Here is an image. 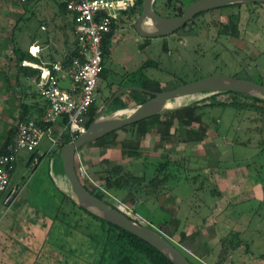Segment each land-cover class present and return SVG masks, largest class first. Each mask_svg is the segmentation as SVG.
Wrapping results in <instances>:
<instances>
[{"label":"rangeland","instance_id":"374dc122","mask_svg":"<svg viewBox=\"0 0 264 264\" xmlns=\"http://www.w3.org/2000/svg\"><path fill=\"white\" fill-rule=\"evenodd\" d=\"M43 1L48 5H55L60 2V0ZM193 1L183 0L184 8ZM33 5L34 0H27L23 4L17 3L15 11L18 10V13H15V11H0L2 19H0V34L8 39L6 47L1 51L4 59H2V62L4 61L7 65V72H9L8 69H13L8 67L12 64V61H10L12 53L8 51L11 49L9 39L18 19L17 14H20L25 8L30 11L26 14L29 20L26 28L15 34L19 46H23L24 38L27 37L29 30L34 28L36 22L41 19L40 5H36L34 8ZM136 9L134 19L129 20L128 25L127 23L119 25L111 43L110 56L106 64L108 68L106 78L104 81L99 82L100 90L95 95L96 104L99 107L98 111L103 106V99L110 96L118 85L124 88L137 86L141 77L152 80L155 82V86L157 85L163 90L175 87L174 84L187 83L208 76L236 77L264 85L263 3H259V5L256 3L241 4L239 8H226L221 11L210 10L199 16L194 21V25H188L184 29H180L164 38H147V40L139 36L133 28L135 20L140 15L139 10L141 7L136 6ZM231 13L239 14L237 33L236 36L225 37L223 34H219L218 29L222 28V23L226 22L227 16ZM4 15L9 16V19L5 20ZM144 62L148 63L145 67H141ZM11 74L9 76H12ZM10 84L11 89L16 88V86H13L15 85L13 82ZM61 86H67V81H63ZM204 97L206 96L181 99L173 103L169 109L178 108L198 100L199 104L204 105L220 104L200 108L203 121L208 123V129L203 134L202 140L196 141L195 138L192 141L191 139L184 145L180 144V141L177 143L174 139L175 143H169L161 140L159 134L155 133L153 129L139 142L138 152L141 158L145 157V159H132L130 156H123L119 149H115L109 157V164L126 163L128 170L133 175H142L148 180L156 173V165L159 161L157 158H162L161 155L167 154L172 161H180V166H177L175 170L169 168L170 170L167 169L163 173L168 179V181L166 179L167 182L164 185L171 186V189L170 192H167L168 195L165 193V196L159 198L157 202L162 206L167 205V198L171 196L174 204L180 209L186 206L187 213L180 212L179 216H183L182 219L187 218V222H192L196 226L206 217V222L211 223L215 220L221 222L224 220V216H228L230 218L228 219L230 232L228 231V234L225 235L226 245H237L239 248H245L246 245H249L252 248L251 252H253L255 246L261 245L262 247L260 241L264 242V219H262L264 206L258 204L256 199H246L244 202H240L237 195L235 198V195L229 192L231 191L230 187L235 184L238 185L237 190L242 192L247 190L245 196H248L251 185L256 184L260 179H264V139L262 135L257 134L258 127H260L258 111L264 110V107L253 110L249 107L241 109L229 106L234 102L241 103L243 101L245 105L254 104L251 100H243L234 94L207 96L210 98L200 103V100ZM143 98H146V96H143ZM12 106L13 102L11 100L9 107L12 108ZM14 122L15 119L8 123V126H13ZM175 126L179 128L177 123ZM56 132L53 127L49 132V136H55ZM122 135L123 133L119 132L116 140L120 141ZM54 147L49 142L48 135L45 134L39 142V148L44 153L41 160L34 168L28 167L27 169L23 161L19 159L14 172L16 178L12 181L21 183V190L26 192L24 195L27 206L31 205L36 209L43 206L46 212L49 213H46L47 215L51 217L57 215L58 217L59 214L58 219L61 218L64 223L77 226L80 233L98 234L99 229L96 226V221L86 217L78 209H72L67 202L63 203L58 214L55 211L56 202L53 203V196H55L53 194H56L57 191L52 186L50 179L54 177L58 180L59 174L63 176V173L60 170L58 157L54 154V156L51 155L53 150L49 152ZM93 153L94 151L88 153L85 149L78 154L80 159L77 156L75 157V169L78 177L88 180L93 185H98L101 183L98 174L95 172L99 167L97 166L99 157L96 156V152ZM21 154L27 155V152L23 151ZM86 159L89 160V166L92 164L94 167L89 168L86 166ZM80 164L83 165L86 173L82 174L80 172ZM216 167L221 173L217 172L213 175V179L209 178L205 169ZM170 173L171 177H169ZM231 181L233 182L231 183ZM59 187H63L66 192L65 186L61 187L59 185ZM213 191L221 195L222 201L227 200V194H230L229 197L232 199L227 210L221 215L222 217L217 218L215 214L211 216L204 209L210 208V205L213 204L212 201L215 199L211 194ZM47 196L51 199L50 203L46 199ZM202 197L207 201L204 204L200 199ZM55 199L58 201L59 197ZM115 204V206L119 205L117 202ZM126 207L125 210L128 215L141 224L151 225L159 230L163 229L161 225H163L162 215L164 213L153 211L151 202L137 199L136 204ZM38 220L41 223L42 217L39 216ZM225 228L226 225L223 229ZM162 229L160 231L163 233ZM206 231H213V228L206 229ZM51 238L53 243L56 235L52 234ZM171 238L176 241L178 236L172 235ZM16 240L18 242L15 241L14 247L0 251V255L4 257V254H11L10 262L14 263H18L15 259L16 255H22L25 260L21 261V264H29L32 253L25 252V248L28 249L30 245L28 243L23 244L26 239L18 238ZM71 241H73V238L69 236L68 247L72 245ZM45 248L43 247V250ZM184 252L193 263L204 264L203 260L194 256L191 252L185 249ZM234 253L232 252V258L235 264L237 261ZM90 254H92L91 251ZM227 260L226 258L225 261ZM40 261L38 264H41ZM0 264L4 263L0 261Z\"/></svg>","mask_w":264,"mask_h":264},{"label":"trees","instance_id":"16d2710c","mask_svg":"<svg viewBox=\"0 0 264 264\" xmlns=\"http://www.w3.org/2000/svg\"><path fill=\"white\" fill-rule=\"evenodd\" d=\"M141 3L142 0H139L138 6L141 7ZM256 4L259 5V3ZM240 5L241 4L231 5L216 10L221 11L226 8H239ZM59 6L65 10L64 3H60ZM152 8L160 16L173 17L178 16L182 13L184 9V4L183 0H154ZM140 12L141 9L139 10V13ZM134 13H136L135 10H131L128 14V17L131 18V15ZM204 13L206 12L196 15L193 19L189 20L181 29H184L188 25H194V21ZM238 21V13L229 14L227 16L226 22L222 23V28L220 27L221 29H218V31L220 32L219 34H223L225 37L236 36ZM15 30L16 24L14 25L11 31L9 39L11 44L10 51L12 53L11 60L14 63L15 67V84H21L20 80L28 79L31 76L37 77L39 71L23 64L27 59L33 60V58L28 53L22 51L20 48L17 47L14 40ZM112 35V33L107 35V37L102 43V71L99 75L96 85L97 93L100 90L99 82L105 80L106 73L108 71L106 64L110 56ZM145 39L147 40V38ZM7 41L8 39H6L5 43L0 41V51L6 47ZM75 56L76 45L74 44V48L71 49L68 54L62 59V64L64 66L68 65L69 62ZM147 63L148 62H144L141 67H145ZM1 77L4 78L5 74L0 72V79ZM4 81H8L7 78H5ZM184 83L185 82H181L179 84L174 85L178 86ZM6 86V89L8 91L10 87H8V85ZM150 86H152V88H150ZM134 87L142 88L151 92H160L163 90L159 86H155V82L145 77H141L139 84ZM121 88L124 87L118 85L116 89L112 91L110 96L105 97L103 99V105L116 91L120 90ZM32 94L33 96L37 95V93L34 92ZM220 94H234L241 97L243 100L249 99L254 103L251 105H245L244 101L241 103L234 102V104L229 106H234L241 109L249 107L253 110L255 108L259 109L264 107L263 100L236 92H221L216 94L200 93L198 95H195L194 97L206 96L204 97V99L200 100V103H203L210 97ZM143 96H146V98L142 99ZM149 97L150 95L145 94L144 92H140L138 90L125 91L111 103L108 112L136 105L138 103L143 102ZM202 105L204 104H199V100L194 101L192 103H187L181 107L167 110L160 114L151 116L147 119L140 120L130 125H127L115 132L105 135L97 141L89 143L93 144L98 148L97 155L100 159L97 163V166L99 167L95 173L98 174V179L101 184L93 185L88 182V180L79 177L80 181L92 195L104 201L110 206H115L116 202H119L125 206H132L137 203V199H141L143 201L155 200L160 195L169 192L171 186L164 185V183H166L168 179L165 174L163 175V173L169 168H173V170H175L177 166H180V161H172L171 159H169V156L167 154L161 155L163 156L162 158H157V160L159 159V161L156 165V173L150 179L147 180L142 175H133L128 170L126 163H116L112 165L109 164L108 158L104 155L110 149H119L123 156H130L132 157V159L140 158L141 156L138 152L139 142L142 138H144V136L148 132H151L153 129L155 130V133L159 134L161 140L169 143H175L174 139H176L175 141L177 143L180 141V143L182 144H187L191 139L193 141L195 138L196 141L202 140L204 137L203 134H205L208 129V123H205L203 121V116L201 112L202 110H200V108L220 104H209L204 106ZM20 107L22 109V112H19L17 118L15 119L14 125L8 126L3 133H0V155H3L5 153L6 145L11 142L15 133V123L17 121L33 120L37 126L43 129L52 128L54 126V123H44L41 119L47 109V105L44 102H41V104L37 103L34 111L27 110V106L24 104H20ZM98 109L99 107L97 106L95 100V102L89 108L88 113L85 117L86 128L89 123L93 120V118L97 115ZM259 111L258 120H263L264 123V110L262 109ZM60 123L61 126H64L65 122L60 121ZM176 123L179 125V128L175 126ZM119 132L123 133V137L120 141H117L116 137ZM189 134L190 136L188 137ZM75 139L76 137L72 138L69 136L68 131H63L61 133V136L58 137L55 147L50 149L49 152L53 150L51 152V155H57L63 145L71 143ZM42 156L36 155V152L30 153V157L27 163H29L34 157H37L39 162ZM58 160L60 162L59 158ZM85 161H87L86 166H88L89 168L94 167V165L92 164L89 166V161L87 159ZM59 166H61V164ZM60 170L62 172V169ZM169 177H171V173ZM51 184L57 191V193L55 192L57 195L53 194L55 195L53 196V203L56 202L55 211L57 212V214L62 209L63 203L67 202L72 209H78V211L84 213L86 217L96 221V226L99 229L98 234H83L82 232L81 234L80 231L77 229V226L70 225L69 223H64L61 218L58 219L59 214L58 217L57 215L51 217L50 215H47L48 213L46 214V212H42L40 210L43 215L50 219L51 224L49 225V228L52 231V234L56 235L58 233V235L56 236V244L53 245V243L50 242L51 264H172L167 258H165L155 248L147 244L142 239L80 208L72 200H70V198L66 194L62 193L58 188H56L52 182ZM56 197H59L58 201L55 199ZM63 227L64 230L62 233L60 229ZM53 229H55L54 233ZM163 234L172 239V233L167 234L163 232ZM69 236H72L73 241H71L72 245L68 247L67 244L69 243ZM61 240L63 241L60 242ZM176 242L178 245L182 246L179 241ZM224 243L225 241L221 244L223 245ZM90 251L92 254H90ZM222 252V255H224L225 251L222 250ZM187 258L190 260L188 256ZM204 264L207 263L204 261Z\"/></svg>","mask_w":264,"mask_h":264},{"label":"crops","instance_id":"0c3cea01","mask_svg":"<svg viewBox=\"0 0 264 264\" xmlns=\"http://www.w3.org/2000/svg\"><path fill=\"white\" fill-rule=\"evenodd\" d=\"M64 1L65 0H60L58 4L48 5L46 2L44 1L42 2V0H34L33 8L36 5L38 6L40 5L39 12L42 14V16L41 19L36 22L35 27L29 30L27 37L24 38L22 44L23 46L18 45V41L16 40L15 34L16 32L18 33L19 30L26 28V25L29 23L26 14L28 12L30 13V11L28 10V8H25L22 12H20V14H17L18 19L15 23L16 30L14 33V40L18 48L28 53L33 58V60L27 59L25 61L27 66L36 69L37 65L42 66L50 62L62 60L68 54V52L74 48L75 41L72 33L71 16L66 10H64L59 6V4L64 3ZM17 3H19L17 0H0V11L1 10L2 11L5 10L7 12L15 11V9H17L16 8ZM15 13H18V10H16ZM3 18L5 20H8L9 16L7 17V15L6 16L4 15ZM124 23H127L128 25V22H124ZM0 36H1L0 41L5 43L7 38L5 36H2L1 34ZM29 49L30 52L32 53L36 52V54L35 55L30 54L28 52ZM1 51H0V72L5 74V77L0 80V133H3L7 128V126L9 125L8 123H11L14 119H16L19 112L22 110L20 104L26 105L27 110L34 111L36 108V104L37 103L41 104V102L43 101L39 98L38 95L33 96L32 94L33 92L37 93L33 81L34 76H31L28 79L20 80L21 84H15L14 63L11 62L13 66L12 64H10L8 67L13 69L12 70L8 69L9 72H7V68H6L7 65H5L4 61L2 62L3 56L1 54ZM8 52L11 53V51ZM10 74L12 76H9ZM5 78H7L8 81L5 82L4 81ZM11 82L15 84L13 86H16L17 89L16 88L11 89V84H10ZM6 85L10 87L8 91L6 89L7 88ZM11 100L13 102L12 108L9 107ZM259 121H260V127H258L257 134L262 135L264 139V123L263 120H259ZM60 127H61V123L54 124V129L57 132H59ZM85 149H87L88 153L91 151L92 152L95 151L97 155L98 148L93 144L84 145L83 147L78 149L76 155L80 154ZM88 149L91 150L89 151ZM114 150L115 149H111L107 151V153L104 156H106L109 160V157L114 152ZM22 152H20L17 155L14 164V170L10 176V187H17L19 189L20 195H18L9 206H6L0 202V251L5 250L6 248L9 249L14 247L16 242H18L16 240L18 238L22 240L26 239V241H23V244L28 243L30 247H28V249L25 248V252L29 251L32 253V256H30L29 264H38L39 260H41L40 261L41 264H51L50 242H52L51 240L52 231L49 228L51 221L48 217L42 214V212H46V210L44 209L43 206H41L40 208L42 212H40V209L38 208L36 209L31 205L27 206V204L25 203L26 198L24 195L26 192L21 190L20 188L21 183L19 181H14V182L12 181L16 178L14 177V172L16 169L17 161L19 159L23 161L25 168L28 169V167H30L29 163H27L30 157V153H27V155H22L21 154ZM35 152L36 155L38 156L44 155V153L40 150L39 145ZM83 154L85 155V152ZM97 157L99 156L97 155ZM200 167L202 168V166ZM205 170H207V174L211 179H213V175L215 173L217 172L221 173V171H218L219 169H217V167L214 169L210 168ZM188 171H190V169H188ZM51 182L62 193L66 194L64 188L62 187L65 186V180L62 174H59L58 180L52 177ZM232 182L233 181H231V183ZM59 185L62 188H60ZM230 189L231 191L229 193L235 195V198L237 195L239 197L238 200L240 202H244L246 199L249 200L256 199L258 204L264 206V179H260L256 182V184L251 185L250 193L248 196H245L247 190L243 192L237 190L238 185L234 184L230 187ZM211 194L215 198L214 201H212L213 204H211L212 203L211 202L210 208L207 207L204 209L211 216L215 214V217L217 218L219 216L222 217L221 215L227 210V208L231 203L232 199L229 197L230 194H227V198H226L227 200H223V201L221 200L220 197L221 195H218V192L213 191L211 192ZM164 196L165 194H162L155 200H146V201L152 203L153 211H162L164 213V215H162L163 218V222H162L163 225H161L163 226V229L161 228L162 231L167 234L172 233L173 235H177L178 239L176 241H179L185 250L191 252L194 256L205 261L207 264H234L233 262L234 259L232 258V252L233 253L235 252L234 257L235 260L237 261L235 264H264L263 241H260L262 247L261 245L255 246V250L253 252H251L252 248H250L249 245L248 246L246 245L245 248H239L237 245L234 246L226 245L225 235L228 234L229 231L228 226L230 224L228 221V219L230 218L228 216H224L225 218L221 222L220 221L217 222L215 220V222H211V223L206 222L207 219L206 217L203 218L201 223L196 226V224L192 222H187L188 219L185 218L186 216L184 217L186 220L181 218L183 216H179L180 212L187 213L186 206L185 208L183 207V209H180V207L174 204V200L173 198H171V196L170 198H167L168 199L167 205H163V206L160 205L157 202V200ZM46 199L48 203L51 202V199L48 196L46 197ZM200 199L203 202V204L207 202L204 197ZM217 205L219 208L217 207ZM39 216L42 217L41 223H39L38 220ZM262 219H264V215ZM225 225L226 228L223 229ZM198 228L199 230H197ZM210 228H213V231H206V229H210ZM55 229H53V233L55 232ZM63 230L64 227L60 229L62 233ZM57 235L58 233L56 234V236ZM56 240L57 239H54L53 245L56 244ZM62 241L63 240H61L60 242ZM224 241L225 243L222 245L221 243ZM43 247H46L45 250H43ZM222 250L225 251L224 255H222L223 254ZM11 258H12L11 254H4V257L0 255V261L3 262L4 264H21V261L25 260V258L22 255H16L15 259L18 261V263L10 262ZM226 258L228 259L227 261H225Z\"/></svg>","mask_w":264,"mask_h":264},{"label":"water","instance_id":"95a60500","mask_svg":"<svg viewBox=\"0 0 264 264\" xmlns=\"http://www.w3.org/2000/svg\"><path fill=\"white\" fill-rule=\"evenodd\" d=\"M153 2L154 0H142L140 15L133 24L135 32L143 38H158L172 34L196 15L210 10L236 4H264V0H194L183 9L180 15L163 17L153 10ZM146 23L149 27L145 26ZM129 90H138L150 97L136 105L108 112L111 103ZM221 92H236L264 101L263 84L227 76H208L160 92H151L138 87H125L116 91L98 111L85 131L71 143L63 145L57 154L65 180L66 195L80 208L142 239L172 264H193L181 246L160 230L151 225L141 224L117 206H110L92 195L76 173L75 157L78 149L84 145L97 141L127 125L165 112L173 103L181 99L192 98L200 93Z\"/></svg>","mask_w":264,"mask_h":264},{"label":"built area","instance_id":"2783aa9c","mask_svg":"<svg viewBox=\"0 0 264 264\" xmlns=\"http://www.w3.org/2000/svg\"><path fill=\"white\" fill-rule=\"evenodd\" d=\"M23 4L27 0H17ZM139 0H65V10L70 14L72 33L76 45V56L64 66L62 60L37 65L39 73L33 77L37 95L47 105L41 117L44 123H60L55 136H49L52 128H41L33 120L17 121L15 133L3 155H0V202L9 206L18 196L19 189L10 187V176L17 155L25 151H36L41 138L47 134L49 142L55 146L63 131L70 137H77L86 129L85 117L95 102L96 85L102 71V43L112 33L114 40L119 25L134 19L128 14L135 10ZM28 52L35 55L36 52ZM27 65L25 62L23 63ZM67 81V86H61ZM78 159L80 157L76 155ZM38 164L37 157L32 158L29 166ZM80 172L86 173L80 164ZM117 207L126 212V206L117 202ZM128 214V213H127ZM172 240V239H171ZM177 243L176 241H174Z\"/></svg>","mask_w":264,"mask_h":264},{"label":"bare ground","instance_id":"6f19581e","mask_svg":"<svg viewBox=\"0 0 264 264\" xmlns=\"http://www.w3.org/2000/svg\"><path fill=\"white\" fill-rule=\"evenodd\" d=\"M145 26H146V27H149V26L147 25V23L145 24ZM181 248H183V247L181 246ZM183 250H184V249H183Z\"/></svg>","mask_w":264,"mask_h":264}]
</instances>
